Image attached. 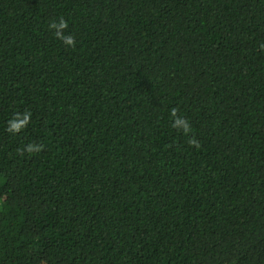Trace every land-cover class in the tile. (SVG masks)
<instances>
[{"label": "trees", "instance_id": "obj_1", "mask_svg": "<svg viewBox=\"0 0 264 264\" xmlns=\"http://www.w3.org/2000/svg\"><path fill=\"white\" fill-rule=\"evenodd\" d=\"M0 264H264V0H0Z\"/></svg>", "mask_w": 264, "mask_h": 264}, {"label": "clouds", "instance_id": "obj_2", "mask_svg": "<svg viewBox=\"0 0 264 264\" xmlns=\"http://www.w3.org/2000/svg\"><path fill=\"white\" fill-rule=\"evenodd\" d=\"M68 28L69 24L63 17H60L58 22L53 21L49 24V29L54 30L55 37L58 40L62 41L65 46L74 48L76 46L75 37L64 34ZM178 112L179 109L177 108L171 110L170 115L173 120L172 127L182 130L185 135H189L193 131L190 122L183 116H179ZM31 119L32 113L30 111H25L22 114H14L13 118L8 121L7 131L11 134H19L28 127L31 123ZM188 144L196 148L200 147L199 141L194 136L188 140ZM25 150L29 154H35L43 151V146L33 143L27 145L26 149H20L18 151L23 155Z\"/></svg>", "mask_w": 264, "mask_h": 264}]
</instances>
